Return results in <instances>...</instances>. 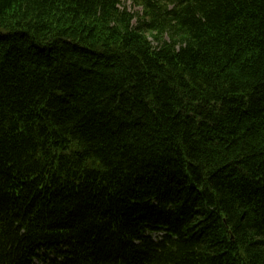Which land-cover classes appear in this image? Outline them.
I'll return each mask as SVG.
<instances>
[{"label": "trees", "instance_id": "16d2710c", "mask_svg": "<svg viewBox=\"0 0 264 264\" xmlns=\"http://www.w3.org/2000/svg\"><path fill=\"white\" fill-rule=\"evenodd\" d=\"M0 264H264V0H0Z\"/></svg>", "mask_w": 264, "mask_h": 264}, {"label": "rangeland", "instance_id": "374dc122", "mask_svg": "<svg viewBox=\"0 0 264 264\" xmlns=\"http://www.w3.org/2000/svg\"><path fill=\"white\" fill-rule=\"evenodd\" d=\"M128 9L133 13L141 12V9L138 7H134L131 2L127 4Z\"/></svg>", "mask_w": 264, "mask_h": 264}]
</instances>
